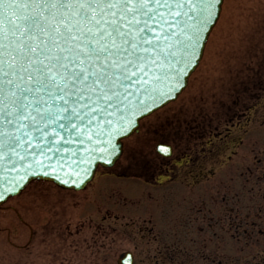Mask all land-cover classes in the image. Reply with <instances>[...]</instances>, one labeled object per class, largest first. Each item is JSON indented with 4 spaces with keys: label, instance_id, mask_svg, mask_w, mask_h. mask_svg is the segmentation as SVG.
<instances>
[{
    "label": "snow or ice",
    "instance_id": "obj_1",
    "mask_svg": "<svg viewBox=\"0 0 264 264\" xmlns=\"http://www.w3.org/2000/svg\"><path fill=\"white\" fill-rule=\"evenodd\" d=\"M223 3L0 0V204L33 177L51 176L79 189L98 165L151 175L171 161L181 147L177 136L194 133L207 114L170 105L202 59ZM257 93H264V33L213 105L217 118L247 107ZM162 110L173 115L160 136L153 129ZM245 190L224 184L211 210L226 233L264 235V192L245 197ZM61 215L47 222L46 231L59 234L57 256L72 264L87 261L88 251L99 247L90 242L91 232L92 240L111 235L103 221L75 224ZM222 259L204 257L205 264ZM190 262L187 253L172 250L163 264Z\"/></svg>",
    "mask_w": 264,
    "mask_h": 264
},
{
    "label": "flooded vegetation",
    "instance_id": "obj_2",
    "mask_svg": "<svg viewBox=\"0 0 264 264\" xmlns=\"http://www.w3.org/2000/svg\"><path fill=\"white\" fill-rule=\"evenodd\" d=\"M202 68L189 81L180 99L170 105L207 112L204 120L195 125L194 133L183 139L177 136L181 147L177 149L173 159L151 175H143L120 166L99 173L128 182L124 189L128 188L129 192L136 195L131 203V208L135 210L134 217L140 213L143 215L128 221L129 234L125 235L127 231H121L116 222L109 224L106 220L99 219L97 202L102 204L104 197L112 196L114 188L96 189L88 201L82 192L61 189L47 181H34L0 208V264H72V260L66 255L62 258L57 256L58 249L55 245L60 243L59 234L46 231L47 222L53 220L57 213H62V220L75 224L80 221L88 222L96 217L97 221L104 222L105 228H111L110 236L101 235L98 240H92L94 232L89 234L90 242L93 245L99 244V247L88 251V260L81 264H104L109 257L116 259L119 255L116 252L121 249L119 244L125 242L130 244V248L121 252L130 251L133 264H163L172 250L187 253L191 257L190 264H196V259L204 261V257L211 254L204 250L221 245L225 234L230 238L229 233L221 230L218 216L211 210L213 197L222 199L219 195L222 188L214 187L213 179L217 170L223 169L232 158L227 155L224 160L219 161L223 157L218 154L231 149L232 141L228 139L233 129L241 133L239 129L247 124L252 107L229 108L217 118L213 105L218 104L221 93H213L206 87L205 82L210 77V72L205 77ZM254 96L255 94L252 95ZM252 97L249 103L252 102ZM219 107L223 109L224 105L221 103ZM159 115L160 120L153 132L163 136L171 126L173 114L162 110ZM152 120L156 121V117H152ZM238 145L244 146L241 137L235 146ZM258 163L254 167L247 166L246 160L239 165L232 164L234 174L226 180L227 183L234 182L238 191L246 187L243 192L246 197L249 177L254 176L251 179L259 180L262 165ZM208 165L211 166L209 169ZM252 168H255L254 172L250 170ZM224 184L226 183L220 185ZM88 202L95 208V214L88 220L73 219V211H77L80 216L86 213ZM152 202L162 204H151ZM111 207L117 210L119 204L115 201ZM142 216L143 220H139ZM241 235L246 238L247 230L235 237L240 239ZM187 245H193L201 252L196 254ZM140 254L143 257H139ZM217 264L222 263L217 261Z\"/></svg>",
    "mask_w": 264,
    "mask_h": 264
},
{
    "label": "rangeland",
    "instance_id": "obj_3",
    "mask_svg": "<svg viewBox=\"0 0 264 264\" xmlns=\"http://www.w3.org/2000/svg\"><path fill=\"white\" fill-rule=\"evenodd\" d=\"M261 33H264V0H224L220 20L211 33L205 49L202 72H204L205 77L208 75V72H210V77L205 82L206 87L210 88L213 93H221L227 87L232 76L242 70V65L247 57L249 48L260 38ZM248 107L252 108L248 116V125L245 127L247 132L243 134L244 146L240 147V145H238L230 162L223 169L217 170V174L213 179L214 187L216 188H223V185L220 184L227 183L226 180L231 174H234L233 166H231L232 164L236 163L239 165V163H243L246 160L247 166L254 167L256 162H259L258 164L262 165V168H264V93L255 94L252 102L248 103ZM236 137L237 136L233 135L232 139H236ZM227 153L230 152L226 151L224 155L221 156L223 159L219 161L224 160ZM252 161H255V165L252 164ZM210 167L211 166L208 165L207 169ZM253 177H249L247 180L248 190L246 192L247 194L245 193L246 197H248L249 192L256 196H259L262 191L264 192V181H260L258 183L259 185L255 183L252 186L251 182L254 179L251 178ZM108 179L109 177L98 178L84 192V195L87 196L88 201H90V197L95 193L96 189H102L104 187L114 188L115 192L112 196L104 197V202L102 204L97 202L99 206L97 209L100 212L99 219L106 220L109 224L116 222V225L119 226L121 231H127L125 234L127 235L129 234L128 231H130L128 221L137 219L139 215L143 214L140 213L134 217L135 214L133 213H135V210L131 208V203L136 195H134L133 192H129L128 188H123L127 187L126 184L122 182L110 183L111 181H108ZM254 181L256 182V180ZM238 182L237 180V183ZM117 197L119 198L117 199ZM115 201L119 204L117 210L111 207V204ZM151 204H162V202H152ZM94 214L95 208L88 202L86 213L80 216L77 214V211H73V219L88 220ZM94 218L97 219L96 217ZM139 220H143V216ZM229 236L230 238L225 234L221 245L217 244L204 251L206 253H215L217 256L225 257L226 260H219L222 264H228V261H230V264H236L237 256L242 255L239 253L240 248L244 247L247 251V264H264V257L260 259L258 263L254 262V259H252V257L255 256H264V235L254 232L253 236L256 238L257 242L255 241L254 243L247 244V246L235 244V233H229ZM240 237H242L241 240L245 238L242 235ZM119 246L121 249L117 250V254L123 249L126 250L130 248V244L126 242L120 243ZM187 248L196 254L197 252H201L198 248H194L193 245H187ZM197 256L196 258H200ZM139 257H143V254H140ZM195 263L205 264V261L196 259ZM241 263L245 264V260H242ZM104 264H116V262L114 258L109 257Z\"/></svg>",
    "mask_w": 264,
    "mask_h": 264
},
{
    "label": "water",
    "instance_id": "obj_4",
    "mask_svg": "<svg viewBox=\"0 0 264 264\" xmlns=\"http://www.w3.org/2000/svg\"><path fill=\"white\" fill-rule=\"evenodd\" d=\"M208 38V37H207ZM205 47V46H204ZM204 47L201 49V51H202V53H203V51H204ZM193 72V71H192ZM191 72V73H192ZM189 77V76H188ZM188 77H186V83H187V80H188ZM99 166V165H98ZM98 166H96L95 168H93L91 171L92 172H94V174H95V171H96V169L98 168ZM101 166H104V167H108V165H101ZM94 177V175H92V176H90V177H88L86 180H85V182L83 183V184H81V187L79 188V189H82V188H84L91 180H92V178ZM66 177L63 175V174H61V179L63 180V179H65ZM7 179H12V177L11 176H8L7 177ZM35 179H42V180H50V181H53V182H55L58 186H60V187H62V188H71V189H75V188H72V187H69L68 185H65V184H63V183H60L59 181H56L53 177H51V176H40V177H33L32 178V180H35ZM31 180V181H32ZM30 181V182H31ZM3 183V181L2 180H0V184H2Z\"/></svg>",
    "mask_w": 264,
    "mask_h": 264
}]
</instances>
